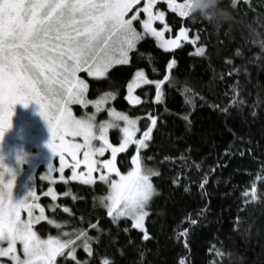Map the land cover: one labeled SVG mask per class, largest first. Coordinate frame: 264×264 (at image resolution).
I'll list each match as a JSON object with an SVG mask.
<instances>
[{"label": "trees", "instance_id": "trees-1", "mask_svg": "<svg viewBox=\"0 0 264 264\" xmlns=\"http://www.w3.org/2000/svg\"><path fill=\"white\" fill-rule=\"evenodd\" d=\"M219 7L227 17L219 24L167 12L171 37L184 27L190 38L199 37L195 44L167 52L145 37L127 64L99 80L84 78L89 100L111 93L109 106L139 120V138L151 125L148 116L156 117L140 158L159 175L148 205V239L128 218L113 223L101 203L104 184L57 185L64 197L55 221L93 237L92 255L80 246L75 260L65 252L57 264H264V0H220ZM141 70L149 81L169 80L159 99L155 85L139 88L141 103L134 106L127 86ZM112 140L119 142L116 132ZM135 152L132 146L118 157L122 173ZM36 229L42 237L59 232L47 222Z\"/></svg>", "mask_w": 264, "mask_h": 264}, {"label": "snow or ice", "instance_id": "snow-or-ice-1", "mask_svg": "<svg viewBox=\"0 0 264 264\" xmlns=\"http://www.w3.org/2000/svg\"><path fill=\"white\" fill-rule=\"evenodd\" d=\"M167 3L179 17L189 16L188 0L182 3L167 0ZM139 4L140 0H0V140L11 127L13 106L27 107L35 102L51 134L47 147L54 156H59L61 171L67 153L73 161L72 179L79 178L76 169L81 164L86 169L85 184L93 183V172H99L98 179L107 185V195L101 203L113 223L122 217L130 218L134 228L143 230V221L148 215L146 207L155 192L151 177L159 173L142 164L139 150L147 147L146 141L150 139L156 117L149 115L151 125L140 139H134L138 130L136 119L109 109L111 120L97 124L95 113L77 118L70 107L93 103L99 111L113 94L86 101L84 94L88 84L77 73L86 71L89 77H103L113 64H127L128 53L145 35L154 37L166 51L179 47L181 39L196 43L199 37L189 38L188 29L184 27L174 39H165V31L170 30L168 25L164 24L160 30L153 26L154 21L163 23L165 19L163 11H153L156 0H144L142 8ZM141 12L144 19L140 18ZM134 21H139L143 32L137 31ZM196 52L202 54L203 48H197ZM174 63V60L170 61L168 68L171 69ZM168 80L165 75L163 80L149 81L142 70L137 71L133 82L127 86L129 103L140 102L132 91L141 83H154L159 99L161 85ZM116 121H123V127ZM110 128H119L123 133L118 146L109 142ZM68 136L80 137L82 143L69 142ZM93 141H98L99 145ZM130 144L136 145L137 154L131 156V169L122 173L116 164L117 154L124 152ZM81 151L83 158L79 159ZM106 151H110L111 158L96 159L103 157ZM8 173L10 169L0 164V245L7 244L0 246V256L10 257L13 264H57V256L65 255V250L67 256L75 260V250L80 246L92 255L90 241L93 237L86 230H78L75 235L66 232L63 239L38 236L32 225L45 219L44 210L40 208L39 216L33 218L32 209L40 206L30 202V198L35 199L32 190L23 199H13V181L4 180ZM79 175L85 176L84 173ZM49 194H52L51 189ZM22 210L27 211V220L21 219ZM64 211L69 209L64 208ZM49 223L54 221L49 220ZM192 223L196 221L192 220ZM89 227L96 228L97 225L90 224ZM144 239H148L146 231ZM17 242L22 247V258L16 254Z\"/></svg>", "mask_w": 264, "mask_h": 264}, {"label": "rangeland", "instance_id": "rangeland-1", "mask_svg": "<svg viewBox=\"0 0 264 264\" xmlns=\"http://www.w3.org/2000/svg\"><path fill=\"white\" fill-rule=\"evenodd\" d=\"M143 2L144 0H140V4L138 7H143ZM177 3H179L177 1ZM153 11H163L165 13V19L164 22L161 23L160 21H154L153 26L156 27L158 30L162 29L164 27V24H167V12H172L171 9L168 7L167 0H156V4L154 5ZM176 14V13H175ZM131 15V13H129ZM140 18L144 19V14L141 12L140 13ZM184 18V17H183ZM134 27L137 28L138 32H143V29L139 23V21H134L133 22ZM168 25V24H167ZM170 29V27L168 26ZM171 29L165 31V39L172 38L174 39L175 37H171L170 35ZM189 36V35H188ZM149 37L150 39H153L158 47L160 49L164 50L161 48L157 42V40L154 37L147 36L145 35L143 38ZM190 38V37H189ZM142 40V39H141ZM139 40L137 44L141 41ZM186 42L183 39L180 41V46L171 50H167V52L174 51L181 46H183ZM136 44V45H137ZM132 51V50H131ZM130 51V52H131ZM130 52L128 53V62H129V55ZM204 53V49H203ZM119 65H124V64H113L108 71ZM106 72L105 76L103 77H89L87 75L86 71H80L77 73V76L81 79L84 80L85 77L89 79H102L107 76ZM147 79V78H146ZM134 78L132 79L131 82H133ZM148 80V79H147ZM85 81V80H84ZM86 83V81H85ZM87 84V83H86ZM155 85L154 83H141L138 87H134L132 91L133 96H137L136 92L139 88H142L143 86L147 85ZM163 85V84H162ZM161 85V87H162ZM87 92H85L84 97L86 101H95L94 100H89L87 98ZM103 96H100L98 99H101ZM127 97H128V92H127ZM114 100V97L110 96L101 106V109L99 111L96 110L95 106L93 103H86L85 105H80V104H72L70 105L73 115L76 116L77 118L84 116V115H91L95 113L96 117V122L99 124L100 121L104 120H111V118L108 116V110L109 109H115L114 107L109 106ZM129 102V100L127 99ZM141 103V100L137 104L130 103L131 105H138ZM76 109L80 110V114H77ZM116 110V109H115ZM117 111V110H116ZM119 112V111H118ZM118 125L123 127L124 122L123 121H116ZM136 128L138 129L136 131L134 139H140L139 138V120L136 119ZM112 132L117 133V139H119V142L123 138V133L120 131L119 128H110L108 130V138L109 142L113 144V146H118V143H114L112 140ZM151 138V134H150ZM51 140V134L48 129L47 123L45 120L40 116L39 114V106L35 102H31L28 104L27 107H25L22 104H16L13 106V115L11 116V127L4 133L2 140H0V164H2L4 167L10 169V173L6 174L4 177L5 182L8 180L13 181V191H12V196L15 201H18L20 199H23L29 190H32L35 193V199L32 200L30 198V202H33L35 204H38L40 207L39 208H33V218L36 216H39L40 213V208L44 210V216L45 219L39 220L38 222L34 223L32 225L33 230L37 232V225H39L42 222H47L50 226L56 228L59 230L57 235H54V237H60V238H66L63 234L64 233H70L75 235V230H67L65 229V226L63 225L64 223H59L55 221L53 217V213L56 212L57 209V201L60 199L61 196L57 194L55 187L57 185H70V184H81V185H87V186H93L96 183H101L98 179V176L100 175L99 172H93V178L94 182L93 183H88L85 184L83 183V179L86 178V169L83 164L80 165L79 168L76 169V173L79 178L77 179H72L73 171H72V158L71 156L67 155L65 153V166L63 168V171H61V164H60V159L59 156L54 154L50 151V149L47 147V144ZM66 140L69 142H81L82 143V138L80 137H71L68 136L66 137ZM149 141V139L146 141V143ZM94 144L99 145L98 141H93ZM132 146H135V144H130L128 148L121 153L117 154L116 158V164L118 167V157L121 154L126 153L127 151L130 150ZM147 147L141 148L139 150V156L141 153L146 149ZM137 154V148L136 152ZM78 158L82 159L83 158V153L82 151L78 153ZM111 158V153L110 151H106L104 156H97L96 159H107ZM50 166V167H49ZM119 168V167H118ZM154 171L158 172L157 170L153 169ZM80 173H84V177H80ZM159 173V172H158ZM114 177V174H112ZM157 176V175H155ZM151 177L152 183H153V178ZM107 186L106 184H104ZM49 186V187H48ZM154 186V184H153ZM49 189L52 190V194H49ZM155 189V187H154ZM53 195L55 196V199H53ZM156 195V190L154 192V195L150 199L149 203L151 200L154 198ZM47 198L48 200H52L53 203L51 205L46 206L43 204L42 200ZM148 203V205H149ZM148 205L146 207V211L148 212ZM104 207V206H103ZM105 208V207H104ZM106 209V208H105ZM107 211V210H106ZM51 214V216H49ZM149 214V212H148ZM148 216V215H147ZM145 216L144 221H143V230L138 229L140 232L143 233L146 230V218ZM123 218V217H122ZM21 219L22 220H27L28 219V213L27 211L22 210L21 211ZM130 219V218H128ZM49 220L54 221V223H49ZM131 220V219H130ZM59 225V227H57ZM37 235L40 236L42 239L47 238V237H42L38 232ZM52 236V235H50ZM79 243V242H78ZM3 247H6L7 244L4 242L2 245ZM79 247L76 248V250ZM75 250V252H76ZM67 252V250H65ZM16 254L20 256L21 258L23 257V252H22V247L17 242L16 245ZM58 258V256H57ZM56 258V260H57ZM0 264H13L12 260L8 256H0Z\"/></svg>", "mask_w": 264, "mask_h": 264}, {"label": "clouds", "instance_id": "clouds-1", "mask_svg": "<svg viewBox=\"0 0 264 264\" xmlns=\"http://www.w3.org/2000/svg\"><path fill=\"white\" fill-rule=\"evenodd\" d=\"M219 4L220 0H188L187 10L189 14H199L204 19L219 24L227 18Z\"/></svg>", "mask_w": 264, "mask_h": 264}]
</instances>
